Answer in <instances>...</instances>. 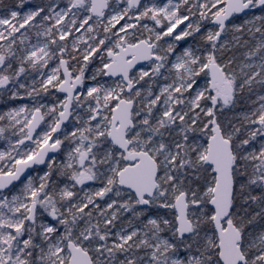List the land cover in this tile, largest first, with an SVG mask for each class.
I'll return each mask as SVG.
<instances>
[{"label": "snow or ice", "instance_id": "snow-or-ice-1", "mask_svg": "<svg viewBox=\"0 0 264 264\" xmlns=\"http://www.w3.org/2000/svg\"><path fill=\"white\" fill-rule=\"evenodd\" d=\"M0 264H264V0H0Z\"/></svg>", "mask_w": 264, "mask_h": 264}]
</instances>
